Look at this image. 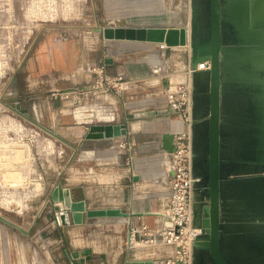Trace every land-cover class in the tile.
Returning a JSON list of instances; mask_svg holds the SVG:
<instances>
[{
	"label": "rangeland",
	"instance_id": "obj_1",
	"mask_svg": "<svg viewBox=\"0 0 264 264\" xmlns=\"http://www.w3.org/2000/svg\"><path fill=\"white\" fill-rule=\"evenodd\" d=\"M188 12L189 0H0V217L11 223L0 220V264H62L63 250L73 246L93 249L104 264H123L126 219L88 218L70 233L53 222L50 192L57 183L85 196L89 209L152 213L146 215L151 227H159L160 216L153 214L166 209L171 168L159 142L161 134L183 125L181 83L173 84L187 79L188 31L186 49L174 48L169 56L152 42L108 43L107 52L118 57L119 73L108 67L96 77L92 70L98 72L104 63L90 66L85 58L65 77L90 73L88 89L63 90L55 99L38 89H47L42 85L46 76L27 62L35 56L49 61L60 48L95 53L101 40L95 31L103 27H187ZM151 67L159 74L151 73ZM160 78L170 80L171 89H163ZM65 86L61 81L60 87ZM16 102L34 104L42 128L16 113ZM150 111L156 114L140 115ZM122 123L128 129L125 137L83 140L90 125ZM173 251V245L163 243L135 248L133 254L163 264Z\"/></svg>",
	"mask_w": 264,
	"mask_h": 264
},
{
	"label": "water",
	"instance_id": "obj_2",
	"mask_svg": "<svg viewBox=\"0 0 264 264\" xmlns=\"http://www.w3.org/2000/svg\"><path fill=\"white\" fill-rule=\"evenodd\" d=\"M188 13L191 227L199 230L191 241V264H264V0H189ZM104 37L161 41L166 47L163 56L184 44V30L177 27L119 26L106 28ZM203 61L209 62V68L197 71ZM160 83L166 90L167 79L160 78ZM13 108L41 127L34 116L35 105ZM126 134L125 123L90 125L83 139ZM160 149L174 152L173 133L161 135ZM50 200L63 226L80 225L86 218L128 215L116 208L90 210L84 200H72L68 188L60 184L50 192ZM197 203L199 211L194 208ZM72 256L77 258L78 252Z\"/></svg>",
	"mask_w": 264,
	"mask_h": 264
},
{
	"label": "built area",
	"instance_id": "obj_3",
	"mask_svg": "<svg viewBox=\"0 0 264 264\" xmlns=\"http://www.w3.org/2000/svg\"><path fill=\"white\" fill-rule=\"evenodd\" d=\"M186 36L188 26L185 23L180 25ZM179 28V27H178ZM186 45L176 48L186 49ZM165 45L159 46V51L165 49ZM174 49V48H173ZM187 56L188 50L186 49ZM188 60V57H187ZM209 68V62L203 61L197 64L196 70L202 71ZM96 77L101 76L105 70V64L98 67L95 72ZM188 80L180 84L182 89V105L184 110L182 113V128L173 133L175 150L172 153H166L160 149L159 152L168 158L171 163V175L167 176L168 198L164 214L160 215L159 227H151L142 220L132 223L130 220L126 222V231L124 235V250L127 254H132L134 249L145 250L149 247L158 246L160 244H171L174 251L171 256L163 260V264H191V241L199 233L198 229L191 227V133H190V84L189 76L192 72L187 61L186 69ZM99 75V76H98ZM102 79V78H101ZM120 79H116L119 81ZM103 81V80H102ZM105 84L107 78L104 77ZM160 83V80L158 81ZM110 87L106 88L108 93ZM19 103H14L13 107ZM9 106V105H8ZM152 215V214H151ZM58 212H55V219L58 225ZM139 219V218H138ZM166 222V224H165ZM62 225V224H61ZM84 264H91L85 262Z\"/></svg>",
	"mask_w": 264,
	"mask_h": 264
},
{
	"label": "crops",
	"instance_id": "obj_4",
	"mask_svg": "<svg viewBox=\"0 0 264 264\" xmlns=\"http://www.w3.org/2000/svg\"><path fill=\"white\" fill-rule=\"evenodd\" d=\"M118 27L119 26H116L114 28L113 27H103L101 29H96L95 32H97V34L101 35V40L98 44L94 45L92 50L95 51V53L92 52L93 54L91 53V54L82 55V53H78V52L73 53L72 50H69L67 48H60L58 50L54 49L51 52V58L49 61L46 60L44 58V56H42L40 58H39V56H35V58L28 60L27 63L29 64V66H33L32 68L35 67L37 70L39 69L41 71V73H43L46 76V82L42 85H46L47 89L45 90L44 86H39V85H38V89L41 91H46L47 93H50L48 95V97L53 98V99H55L54 97H56L57 95L61 96V94H59V93L63 90H72V92L79 91V90H85L86 88H88V86L86 84L88 83L87 79L91 77L90 73L88 74V72L82 71L84 73H81V75H78L79 72H77L74 75V77L71 79L65 77L66 75L72 74L73 69L76 67L78 62L83 61L85 58L91 63L90 66H93L97 63L102 62L105 64V70L108 67H112V70H114V74L115 75L118 74L119 73V67L116 65L118 57H116L113 53L107 52L108 50L106 49V47H108V45H109L108 43H114L112 41H120V40L119 39H108V38L104 37V30L106 28L116 29ZM150 44L157 46L159 48V46L153 42ZM106 60H111V63H105ZM61 81H64V84L66 85L64 88L60 87ZM180 83H182V80H179L178 82L174 83L173 85L175 86V85H178ZM19 96L21 97V95H19ZM32 105H34V104H32V103H30L29 105L26 104V106H30V107ZM37 111H39V110H35V112H37ZM174 127L178 128V125H176ZM174 131H176V130H174ZM171 132H173V131H171ZM127 134H128V129H127ZM114 139H116V138L109 139V140L112 141ZM92 141L95 142L96 140H92ZM62 186L65 188H69L72 200H74V201L84 200V202L86 203V206L88 207L87 199L85 196L78 197V196H76V193L73 191V189L70 188V186H68V185H62ZM94 209H90V210H94ZM104 209H107V208H104ZM116 209H118V208H116ZM139 213L143 214V215L138 216V215H135L137 213H131V214L129 213L126 217H120V218H125L126 222L128 220H130L132 223H135L137 220L138 221L142 220L151 226L152 224H151L150 220H148V216H146L148 214H146L145 212H139ZM149 214H152V213H149ZM153 215L158 216V213H154ZM104 218H114V217H104ZM86 219H88V218H86ZM64 227L68 228L70 233H71L72 231H77L78 228H81L82 224L75 225V224L71 223V224L64 226ZM61 239H62V237H59L58 240L61 241ZM123 246H124V237L121 239V250H120V252L124 254L123 264H125L126 261H130V260H146L143 257H136L133 253L127 254L126 251L124 250ZM165 251L166 250H164L162 253L163 254L166 253ZM73 252H78L77 258H74L72 256ZM166 257H168V256H164V258L162 260H164ZM148 260H152L154 262L153 258H148ZM104 261H105V258L102 255L94 252L93 249H91V250L88 249V250L84 251V250H82V248L78 249V248L73 246V248L70 249L69 251H67V249L63 250V257H62L61 263L62 264H84L85 262H90L91 264H104ZM154 264H156V263L154 262Z\"/></svg>",
	"mask_w": 264,
	"mask_h": 264
},
{
	"label": "bare ground",
	"instance_id": "obj_5",
	"mask_svg": "<svg viewBox=\"0 0 264 264\" xmlns=\"http://www.w3.org/2000/svg\"><path fill=\"white\" fill-rule=\"evenodd\" d=\"M188 19H189V13H188ZM173 27H177V28L179 27V28H181L180 26H174V25H173ZM188 45H189V26H188ZM187 57H188V56H187ZM158 71H159V70H158ZM159 72L161 73L162 71H159ZM154 73H155V74H159V73H157V72L155 71V69H154ZM180 76L183 77L182 74H180ZM186 78H187V79H186V81H187V80H188V77H186ZM166 79H167V78H166ZM176 82H177V81H176ZM170 83H171L170 80L167 79V86H169V87L166 88L167 90L171 89V87H170ZM68 93H69V92H66L65 94H68ZM161 135H162V134H161ZM160 137H161V136H160ZM58 204H60V203H58ZM96 210H97V209H96ZM161 214H162L161 212H158V216H160ZM114 218H115V219H118V218H120V217H114ZM58 222L61 223V221H60L59 218H58ZM161 246H162V245H161Z\"/></svg>",
	"mask_w": 264,
	"mask_h": 264
},
{
	"label": "flooded vegetation",
	"instance_id": "obj_6",
	"mask_svg": "<svg viewBox=\"0 0 264 264\" xmlns=\"http://www.w3.org/2000/svg\"><path fill=\"white\" fill-rule=\"evenodd\" d=\"M194 208H195L196 211H199V209H200V203L195 204Z\"/></svg>",
	"mask_w": 264,
	"mask_h": 264
}]
</instances>
